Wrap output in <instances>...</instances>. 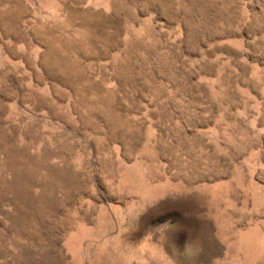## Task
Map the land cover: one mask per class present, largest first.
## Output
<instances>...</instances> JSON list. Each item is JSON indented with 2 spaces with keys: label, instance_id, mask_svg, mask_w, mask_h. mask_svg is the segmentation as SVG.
Segmentation results:
<instances>
[{
  "label": "rangeland",
  "instance_id": "obj_1",
  "mask_svg": "<svg viewBox=\"0 0 264 264\" xmlns=\"http://www.w3.org/2000/svg\"><path fill=\"white\" fill-rule=\"evenodd\" d=\"M0 264H264V0H0Z\"/></svg>",
  "mask_w": 264,
  "mask_h": 264
}]
</instances>
